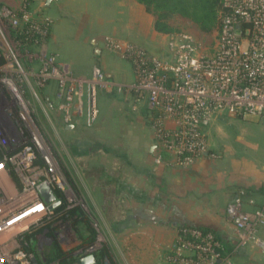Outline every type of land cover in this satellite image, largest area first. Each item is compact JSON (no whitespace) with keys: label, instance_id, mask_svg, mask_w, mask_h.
<instances>
[{"label":"built area","instance_id":"obj_1","mask_svg":"<svg viewBox=\"0 0 264 264\" xmlns=\"http://www.w3.org/2000/svg\"><path fill=\"white\" fill-rule=\"evenodd\" d=\"M22 1L18 11L4 8L3 17L27 21L19 28L20 35L26 37L22 41L45 44L51 23L31 20L30 2ZM168 35V56L164 58L134 44L108 40L109 50L131 64L136 82L117 85L96 70L88 119L90 124L98 119V88L106 93L139 95L154 118L157 145L174 157L178 167L189 170L209 154L206 129L217 117L253 118L264 126V0H221L220 24L210 45L184 31ZM57 58L55 55L51 60ZM40 77L48 79L43 72ZM0 86L12 97L16 95L11 81L2 79ZM60 88L59 109L64 123L72 126L84 115V94L64 80ZM8 118L9 124L0 123V264H39L40 257L28 250V235L44 227L61 202L55 195L54 178L26 136L24 124L19 122L17 128L14 117L9 114ZM157 162L161 163L160 159ZM46 190L53 192L54 202L46 200ZM227 213L238 235L237 248L252 244L264 248V239L259 236L264 228V207L247 212L242 198L236 197ZM67 222L62 220L55 227L59 225L62 231ZM45 235L42 232L37 240L49 242ZM60 238L66 247L76 242L68 232ZM97 247H79L75 254L85 257ZM230 257L215 233L185 226L178 229L167 262L231 264Z\"/></svg>","mask_w":264,"mask_h":264},{"label":"crops","instance_id":"obj_2","mask_svg":"<svg viewBox=\"0 0 264 264\" xmlns=\"http://www.w3.org/2000/svg\"><path fill=\"white\" fill-rule=\"evenodd\" d=\"M29 2L32 17L51 23L48 51L68 64L77 78L93 77L100 70L114 84L136 82L131 64L109 50L108 40L140 46L157 57L168 56L169 35L156 31L155 17L136 0ZM22 3L0 0V5L14 11ZM106 94L96 99L94 133L90 130L89 140L77 142L74 156L87 176L90 204L105 218L114 237L121 239L125 263L168 264L178 229L187 225L215 233L226 245L231 264H264V248L253 244L237 248L238 235L227 213L236 197L242 198L247 212L264 207V165L230 158L213 161L208 154L192 169H182L157 145L154 119L144 99L134 93ZM118 98L124 101L122 108L116 104ZM86 119L87 107L76 126ZM247 121L261 124L253 118ZM76 126L66 125L72 131ZM259 236L264 239V228Z\"/></svg>","mask_w":264,"mask_h":264},{"label":"rangeland","instance_id":"obj_3","mask_svg":"<svg viewBox=\"0 0 264 264\" xmlns=\"http://www.w3.org/2000/svg\"><path fill=\"white\" fill-rule=\"evenodd\" d=\"M4 8L7 7L0 5V61H3L0 65V80L7 79L13 83L16 97H12L7 88L0 86V123L9 124L8 115L11 114L14 121H17L13 122L14 126L18 128L19 122L24 124L22 128H24L26 136L30 139L42 164L48 166L50 175L52 174L51 176L54 178L55 195L61 201L60 205L66 204L67 210L77 208L88 218L90 226L96 232L94 244L98 243L100 250L108 254V264H126L121 239L114 237L105 225V218L96 213L90 204L89 194L91 192L88 189L87 176L80 169L79 161L74 156L77 142L91 136L89 132L92 130L94 133L93 130L97 122L90 124L89 120H82L77 126L76 123L73 124L76 129L72 131L67 129L59 109L61 80L82 90L86 108L93 90V77L91 75L88 78H77L70 72L68 64L61 62L59 58L52 61L51 58L55 54L48 51L47 42L31 44L19 40V28H22L27 21L21 18L12 21L3 17ZM39 17H33L31 20L48 21L47 18ZM172 24L176 32H188L206 45H210L215 39L217 29L210 33H204L196 25L183 18H174ZM41 72L48 75L46 81H42ZM101 95L107 97L106 91L98 88L96 91L97 102V96ZM118 96L122 95L118 94ZM106 102L108 101L106 100ZM116 104L122 108L124 101L118 98ZM246 119L223 115L215 121L214 125H211L213 127L210 132L208 131L207 140H209L208 143L210 142L209 154L212 155L213 161L230 158L232 161L237 159L241 163L251 162L259 166L264 165V127ZM153 129L155 132L154 121ZM85 160L87 164L88 160ZM62 220L65 222L68 220V222L63 228L64 230L60 231L59 225L57 229L55 226ZM73 222L74 220L71 218H58L48 224L46 226L48 228H44L52 227V231L56 232L59 230V237L55 244L59 251L65 254L76 252L84 243L79 238ZM65 232L73 234L75 237L74 241L76 240V242L71 246L66 247L61 241L60 235ZM84 233V236L89 238L90 233L88 231H84ZM36 246L35 243L34 247ZM53 248L54 246L49 247L43 242L39 244L38 248L36 247L38 252H41L39 255L46 258L48 253L49 259L52 257Z\"/></svg>","mask_w":264,"mask_h":264},{"label":"trees","instance_id":"obj_4","mask_svg":"<svg viewBox=\"0 0 264 264\" xmlns=\"http://www.w3.org/2000/svg\"><path fill=\"white\" fill-rule=\"evenodd\" d=\"M146 7V10L155 17V29L161 34H171L176 32L172 20L174 18H183L196 25L202 32L210 33L216 30L220 24V10L221 0H136ZM19 40L26 38L21 37ZM3 61H0V65ZM61 202V201H60ZM71 218L74 220V228L79 235V238L84 241L81 244V248L93 246L96 241V232L90 226L88 218L81 212V210L75 208L73 210H67L66 204L59 205L53 214V218L47 222V224L39 229L34 230L28 235L30 241L29 251L38 255L34 244L37 243V236L43 232L44 228L54 220L58 218ZM187 226V225H185ZM182 226V227H185ZM88 231L89 238L84 236V231ZM204 229V228H203ZM46 230V229H44ZM217 236V235H216ZM217 238L223 243V246L227 250L224 242L217 236ZM32 241V243H31ZM106 252L99 254L102 258L104 255H108ZM49 263L60 262L59 264H80V257H74L72 254H65L59 251L57 244H55L51 253Z\"/></svg>","mask_w":264,"mask_h":264},{"label":"flooded vegetation","instance_id":"obj_5","mask_svg":"<svg viewBox=\"0 0 264 264\" xmlns=\"http://www.w3.org/2000/svg\"><path fill=\"white\" fill-rule=\"evenodd\" d=\"M57 229V228H56ZM43 232H46V235L45 236H48V237H50V241L49 242H43V241H37V248H38V246H39V244H41L42 242L43 243H45V244H47V246H49V247H53V246H55L54 244L55 243H57L56 242V239H57V236H56V233L58 232H56V231H52V227L50 228V229H46L45 231H43ZM51 232H52V234H51ZM89 247V246H88ZM87 248V247H86ZM37 252H38V250H37ZM41 253V252H40ZM39 252H38V256L40 257V258H38V260H37V262H39V264H59L60 262H55V263H49L48 261L50 260L49 259V254L47 253V256H46V258L45 257H43V256H41V255H39L40 254ZM101 253H103V251H99L98 252V249L97 250H95L92 254H90V255H94L95 256V258H96V264H108L107 263V260H108V257L106 256V255H104L102 258L100 257V255L99 254H101ZM70 254H72L74 257H77V256H79V255H76L75 254V252H73V253H70ZM106 254V253H105ZM89 256V255H88ZM86 257V256H85ZM82 258H84V257H80V264H81V259ZM98 259V260H97Z\"/></svg>","mask_w":264,"mask_h":264},{"label":"water","instance_id":"obj_6","mask_svg":"<svg viewBox=\"0 0 264 264\" xmlns=\"http://www.w3.org/2000/svg\"><path fill=\"white\" fill-rule=\"evenodd\" d=\"M100 50H96V53L98 54ZM44 196L48 202H54L55 201V196L51 190H46L44 192ZM36 262V259H35ZM81 264H96V258L94 255H89L81 259Z\"/></svg>","mask_w":264,"mask_h":264}]
</instances>
